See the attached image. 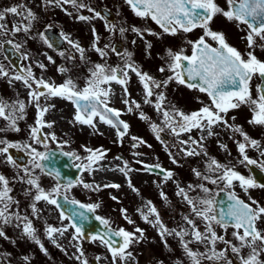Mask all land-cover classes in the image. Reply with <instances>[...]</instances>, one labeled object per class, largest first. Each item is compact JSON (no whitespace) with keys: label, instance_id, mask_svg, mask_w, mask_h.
Instances as JSON below:
<instances>
[{"label":"snow or ice","instance_id":"snow-or-ice-1","mask_svg":"<svg viewBox=\"0 0 264 264\" xmlns=\"http://www.w3.org/2000/svg\"><path fill=\"white\" fill-rule=\"evenodd\" d=\"M44 7L60 8L67 15L72 16L67 5H71L75 12V19L91 23L93 20H105L106 17L100 11L91 7L84 0H42ZM136 18L151 21L156 24L161 32H155L151 28L136 26L117 27L116 24L107 22L105 29L110 34L119 32L121 37L129 31L144 41L145 54L150 56L151 42L145 40L146 35L160 38L162 35L177 36L179 34L202 32L195 39H185V44L190 49L188 54L184 47L179 50L166 48L160 57L162 64L157 71L161 74L158 78L142 71L133 59V53L125 50L119 52L111 43L100 45V35L95 26H92L91 50L98 55L100 62L91 61L86 55V49L79 41H74L68 34L60 33L62 42H66L74 52L66 56L65 51H59V56L72 61L71 66L61 64L57 72L64 77L62 82L56 83L51 79H45L43 74L37 75L33 68L46 70L42 61H34L22 65L18 70L14 65L0 63V78H7L11 85L19 82L25 92L26 98L7 100L0 98V119L5 123L0 126V163L9 165L14 174L10 179L0 173V238L8 239L5 228L10 226L19 230L21 238H26L45 254V247L41 237H45L57 248H62L60 237L68 235L70 243L75 248L73 257L78 264H90L89 257L85 255L82 241L88 240L102 246L107 255H97L93 259L95 264L103 260L105 264H138L131 251L132 247L145 238V230L135 226L136 222L129 215L127 209H121L123 219L133 225V230L128 231L123 227L113 228L109 218L95 215V220L104 226L100 232L87 233L85 225L90 222V213H95L100 207L99 203H82L76 199H70L68 191L77 185L84 189L99 192L102 188L120 189L118 183H106L103 186L95 183H85L82 179L68 180L61 183V171L59 168L45 163L52 161L56 153L50 148V142L58 143L61 155L73 161L74 167L95 172H119L126 178L128 188L140 194L131 179L133 171L155 173L161 177L162 183L173 182L176 185L175 195L187 208V214H180V222L175 227H169L162 219L157 206L147 200L135 211L140 219L156 230L164 246L168 251H173L168 245V239L178 242L185 259H178L175 264H234L229 254H235L240 264H264V205L248 197V202L237 193L236 188L245 193L251 189L264 188V183H259L253 175L245 176L236 170L231 164L221 163L215 157L209 156L205 141L212 137H218L217 129L231 132L236 143L239 160L238 163L245 167L257 166L264 172V160H257L248 155L249 149H254L260 157H264V145L244 131L243 126L236 124V117H232L233 123H229L227 115L231 110L247 107L252 113L249 125L264 127V60L255 55L259 48L264 51V0H224L225 6H221L218 0H124ZM87 10L90 15L82 14ZM224 17L228 22L235 23L238 30L244 32L243 40L246 41V51L241 52L230 45L222 31L213 30L211 27L214 18ZM9 17H14L10 20ZM39 19L37 13L27 3L20 2L13 6L0 9V37L9 34L15 36L24 34L23 43L8 39L5 42L13 46L15 52L20 53L23 61H32L28 52H22L29 39L39 38L48 49H53L55 41L44 32L31 35L35 22ZM53 26L48 25L47 30ZM136 40L132 44H136ZM2 47V45H0ZM78 54V56H77ZM110 54H115L120 63L115 65L108 62ZM52 64L56 61L51 55L43 53ZM79 65H87L86 75L81 85L79 75L74 72ZM137 78L141 86L142 102L132 98L129 84L132 76ZM75 76V78H74ZM256 78L260 81L253 93L252 81ZM184 86L189 90L205 94L209 103L198 101L202 104L198 110L185 112L172 104L167 97L166 90L170 84ZM121 89L119 97L124 109L112 105L116 93L113 85ZM63 100L72 105L73 113L68 121L73 126L88 127L93 134L103 135L99 126L104 125L113 130L116 143H123L129 135L130 124L121 117L126 113L136 114L145 121L153 133L154 138L161 143L169 156L171 163L178 164V157L205 158L204 167L208 174L198 168H191L192 175L196 177V183L181 186L175 179L172 170L164 169L161 164H148L142 159L136 163L142 167L133 169L129 161L122 157H115L116 161H122L115 165L106 163L107 151L103 148H85L87 155L81 157L75 151H63V145L68 141L58 142L55 132H44L45 128L52 129L56 121H49L46 115L56 107L53 101ZM143 105L151 107L156 115L161 118V123L153 121L152 117L143 111ZM35 109L34 123L28 125V136L25 141H10L7 133H19L20 122L27 118L29 108ZM169 132L175 142L169 145L161 138V133ZM198 136H193V132ZM186 136V138H184ZM239 136L240 139H236ZM133 148L152 145L141 137H130ZM44 150H40V148ZM221 148L227 151V145L221 144ZM11 149L26 154L28 162L21 165L10 153ZM173 149L176 151L174 152ZM144 154L135 152L134 156L142 157ZM22 158V157H21ZM80 161V163H76ZM159 169V172L156 170ZM39 172V174H38ZM42 176L51 177L55 183L49 188L42 186ZM19 182L27 185L25 196L30 200L25 211L20 210V201L13 193V183ZM223 185L218 191H213L208 184ZM160 189V183H157ZM221 192L227 193L228 203L226 207L220 206L223 201L217 197ZM162 200L168 204L169 197L163 191H159ZM72 208L66 214L64 206L59 202L60 198ZM113 200L117 198L111 197ZM54 206L59 210V220L69 221L62 227H56L44 221L43 232L34 224V220H41L43 208ZM222 229L220 234L217 229ZM231 229L230 238L228 230ZM71 230V231H70ZM15 243V241H12ZM223 244V248H218ZM245 250H247L245 254ZM0 257V264H10L7 256ZM22 259L29 264L30 257ZM163 264V261H157Z\"/></svg>","mask_w":264,"mask_h":264},{"label":"rangeland","instance_id":"rangeland-1","mask_svg":"<svg viewBox=\"0 0 264 264\" xmlns=\"http://www.w3.org/2000/svg\"><path fill=\"white\" fill-rule=\"evenodd\" d=\"M101 1V2H100ZM121 0H84L91 7L97 10L99 3H103L111 7L116 12L115 21L111 22L119 26L130 27L136 26L140 28H151L155 32H161L159 27L151 25V22L141 20L136 18L133 14H130L127 11H130L128 7L121 5ZM24 2L30 6L33 11H35L39 19L35 22L33 32L31 35L36 36L37 33L42 32L45 25L50 24L52 21L59 23L63 27L64 33L68 34L71 39L74 41H79V43L85 47L86 55L90 57L91 61L100 62V58L96 53L91 50V42L93 39L91 28L97 26L99 31L97 33L100 35V45L111 42L112 44L116 40L126 39L124 43V48L122 53L127 50L132 52L133 59L135 62L140 65L142 71L147 72L153 76L160 77L161 74L157 71L158 67L162 64L161 56L164 55L166 48H171L173 50H179L181 47L188 48L185 44V39H195L196 34L190 33L187 34V37L183 34L177 36L162 35L160 38L156 36L146 35L145 40L151 42L152 48L150 50V56L145 54L144 41L140 40L134 33L131 31L127 32L124 37H121L117 31L115 34L108 33V36L101 34V30L106 31L105 22L106 20L96 19L91 23L78 21L75 19V12L72 9L71 5L66 7L70 12H73L72 16L67 15L60 8L56 7H44L42 0H0V9H4L10 6H13L17 3ZM105 2V3H104ZM126 8V10H125ZM52 10V12H51ZM82 14L90 15L87 10H82ZM10 20H14V17H9ZM148 22V23H146ZM213 30L222 31L229 43H232L238 50L242 53L247 49L242 48V34L237 32L236 26L234 23L228 22L224 17L217 16L213 22ZM196 32H201L197 30ZM202 33V32H201ZM195 35V36H194ZM4 39H12L15 42L23 43L26 39L24 34H17L12 36L9 34L6 37H0V45ZM136 40V44H132V41ZM245 46V45H244ZM22 52H28L32 56V61H23L22 65L32 63L34 61H42L47 67L46 70H41L34 67L33 71L39 76L43 74L45 79H51L57 84L62 82L63 78L58 72L57 67L61 64L66 66H71L72 61L66 60L64 57L59 56V51L56 49H48L39 38L32 40L29 39L27 44ZM62 51V50H60ZM66 56L74 50L68 45V49H64ZM51 55L56 61L55 64L50 63L43 53ZM255 55L264 60V51H261L259 48L255 50ZM78 56V54H77ZM108 62L110 64L120 63L119 58L115 54H110ZM0 63L10 64L9 60L2 52L0 47ZM87 65H79L77 69L74 70L79 77L80 83L82 85L83 78L86 75ZM75 78V76H74ZM259 80L254 78L252 84L255 86L258 84ZM113 90L116 93V96L113 98L112 105L124 109V105L120 102L121 89L117 85H113ZM129 91L133 99L142 102L141 97V86L137 81V78L133 75L131 82L129 84ZM17 93H19V98H26V92L23 86L19 82H13L11 85L8 83L7 78H0V98L7 100H13L17 98ZM168 100L174 104L177 108L187 112L198 110L202 107V104L198 101H203L205 104L209 103V98L197 91L189 90L184 86H178L175 83L170 84L166 90ZM255 94V91L253 92ZM56 105L55 109L46 115V119L49 121H56L52 129L45 128L44 132H55L58 142L68 141L67 144L63 145V148L69 151H75L82 158L87 155L85 148H103L107 151L106 163L108 165H115L117 163H122V161H116L114 158L119 156L123 160L129 161L130 167L133 169H140L142 166L136 163L137 159H142L145 163H159L168 170H172L176 175L175 179L180 183L181 186H185L189 183H196L197 179L192 175L191 168H198L200 171L206 172L204 167L205 158H187L178 157V164L171 163L169 156L165 152L163 146L159 141L154 138L153 133L150 131L147 123L138 118L136 114H125L121 117L130 124L129 135L126 136L123 140V143H116V136L113 130L109 129L107 126L100 125L99 131L103 135L93 134L92 130L84 126H73L68 123L71 119L73 109L72 105L63 100L53 101ZM143 111L152 117L153 121L156 123H161V118L156 115L154 110L147 106L143 105ZM236 117L235 123L242 125L245 132L254 139H257L264 145V127L249 125L247 121L251 119L252 113L247 107L242 106L239 109L232 110L228 113L227 119L229 123H233L232 117ZM35 119V109L29 108L27 113V118L20 122L19 126L21 131L19 133H7V139L10 141H25L28 136V125L34 123ZM5 122L0 119V126H3ZM220 132L218 137L209 138L205 141L206 149L209 153V156L215 157L219 162L233 165V158H239V154L235 155L237 152L234 149H237L236 143L230 137L233 135L231 132H226L221 129H217ZM168 134V140H166L162 135L161 138L171 145L175 142L172 135L166 131ZM192 135L198 136L197 132H193ZM131 136L141 137L148 144L152 145L151 148H148L146 145H142L139 148L132 147ZM186 138V136L184 137ZM236 139H240L239 136ZM221 144L227 145V151L220 147ZM57 145L58 143L50 142V146ZM40 150H44L42 147ZM175 152L176 150L173 149ZM135 152H141L144 155L142 157L134 156ZM235 153V154H234ZM249 154H253L254 158L259 160H264V157H260L259 153L254 149L248 150ZM233 157V158H232ZM231 162H230V161ZM80 162V161H77ZM234 166L236 170L241 172L244 175L246 174V168L243 165H240L238 162ZM0 173L8 176L10 179L14 174V170L7 164L0 163ZM39 174V172H38ZM111 176H107V175ZM131 179L133 185L140 190V194L132 192L127 184L126 178L119 172H104V176L101 175V172L89 173L84 171L81 175V178L85 183H95L103 186L106 183H118L121 185L120 189L112 188H102L99 192H93L87 189H84L81 185H77L68 191L67 195L80 199L86 203H99L100 207L96 210L100 215L105 218H109L112 222V226L115 228L123 227L128 231L133 230V225H129L122 217L121 209H127L128 215L135 220V226H138L145 230V238L142 242L134 245L131 249L138 264H157V261H163V264H175V261L178 259H185L183 257V252L179 248L178 242L175 239L169 238L168 245L173 251L169 252L157 234L156 230L151 228L148 224L144 223L140 216L136 213V209L147 200H151L161 212L163 221L169 227H175L177 222H180V214H187L186 206L181 202L180 198L175 195L176 185L169 181L168 183H162L161 177L157 176L155 173H148L144 171H133L131 174ZM42 186L49 188L55 183L51 177L42 176L41 178ZM157 183H160V189L157 188ZM208 186V185H207ZM14 197L20 201V210L23 212L27 209V205L30 203V200L25 196V189L27 185L21 184L19 182L13 183ZM209 187V186H208ZM223 187V185L221 186ZM220 187L214 185L213 191H216ZM163 190L169 197L170 203L166 204L159 195V191ZM236 191L248 199L250 196L252 199L258 201L261 205H264V197H261V191L251 189L246 195L243 193L239 187L236 188ZM264 192V190H263ZM115 196L117 199L113 200L111 197ZM39 207L43 208L41 220H34V224L43 232L44 221H47L48 224L54 225L56 227H62L63 225L68 224L69 222L63 221V224L59 220L58 210L54 206H45L40 204ZM5 231L7 233L8 239L0 238V257H4L5 254H11L6 257L7 261H10V264H26L22 259L24 256L30 257L29 264H78V262L72 258L75 248L70 243L68 235L65 234V237L59 238V243L62 245V248H57L45 237L41 239L45 243V247L48 249V254L45 255L38 246L29 241L26 238H21L19 230L13 227H6ZM71 231V230H70ZM220 234H223L222 229H217ZM231 229L228 230V238H230ZM15 241V243H12ZM85 255L89 257L91 261L97 255H107L106 250L99 246L96 243H92L88 240L82 241ZM223 244H219L218 248H223ZM247 250H245L246 254ZM237 257V256H236ZM105 264V261H101ZM91 264V262H90ZM235 264V263H234Z\"/></svg>","mask_w":264,"mask_h":264},{"label":"water","instance_id":"water-1","mask_svg":"<svg viewBox=\"0 0 264 264\" xmlns=\"http://www.w3.org/2000/svg\"><path fill=\"white\" fill-rule=\"evenodd\" d=\"M100 12L107 14L106 9H104L103 7L100 8ZM51 29L47 30V31L45 30V32L53 40V37H52L53 35H52ZM53 41H55V40H53ZM54 45L57 48L61 47L59 44H57L56 41H55ZM117 46H118V44H117ZM3 49H4V52L7 55V57L11 60L12 64L19 69L20 68V65H19L20 53L15 52V50L13 49V46L10 44H7L6 42L3 45ZM51 149L56 153V155L52 161H48L45 163H48V164H50V166H54V167L60 169V171H61V181L60 182L66 183L68 180L77 181L79 179V175H80L82 170L72 166L73 161L70 160L68 157L62 156L60 154L61 149H59V148H51ZM10 153L21 164L25 163V161L27 160L26 154L17 152V150H15V149H11ZM251 169L254 173L255 179L257 181H263L264 182V172H261V170L258 169L257 167H255L254 165L251 166ZM225 194H227V193H224V192L220 193V196L217 197V200L220 201V198L223 197V195H225ZM59 202L61 203L62 206H64L66 214L68 212H70L72 208L78 207V206L66 205L62 197L59 199ZM95 215H97V214H95V213L89 214L90 222L85 225V229H86L87 233L100 232L104 229V226L95 220V218H94Z\"/></svg>","mask_w":264,"mask_h":264},{"label":"flooded vegetation","instance_id":"flooded-vegetation-1","mask_svg":"<svg viewBox=\"0 0 264 264\" xmlns=\"http://www.w3.org/2000/svg\"><path fill=\"white\" fill-rule=\"evenodd\" d=\"M218 3H220V5L223 7V6H225V4H224V0H218ZM121 4H123V5H125L126 6V4L124 3V0H122V3ZM198 33V32H197ZM202 33L201 32H199L198 33V35H197V37L199 36V35H201ZM188 49V48H187ZM189 50L190 49H188L187 51L189 52ZM257 50V49H256Z\"/></svg>","mask_w":264,"mask_h":264},{"label":"bare ground","instance_id":"bare-ground-1","mask_svg":"<svg viewBox=\"0 0 264 264\" xmlns=\"http://www.w3.org/2000/svg\"><path fill=\"white\" fill-rule=\"evenodd\" d=\"M101 175L104 176V172H101ZM107 176H111V175L109 174V175H107Z\"/></svg>","mask_w":264,"mask_h":264}]
</instances>
